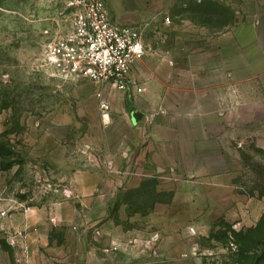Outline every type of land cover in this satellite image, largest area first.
<instances>
[{
	"label": "rangeland",
	"instance_id": "374dc122",
	"mask_svg": "<svg viewBox=\"0 0 264 264\" xmlns=\"http://www.w3.org/2000/svg\"><path fill=\"white\" fill-rule=\"evenodd\" d=\"M103 1L142 34L136 98L160 78V112L217 114V136L175 173L111 163L105 87L44 64L73 30L63 0H0V264H264V0ZM186 81L204 96L170 98Z\"/></svg>",
	"mask_w": 264,
	"mask_h": 264
},
{
	"label": "built area",
	"instance_id": "2783aa9c",
	"mask_svg": "<svg viewBox=\"0 0 264 264\" xmlns=\"http://www.w3.org/2000/svg\"><path fill=\"white\" fill-rule=\"evenodd\" d=\"M73 17V30L48 45L44 64L50 77L63 83L90 82L111 85L124 93H143L132 79V71L146 51L142 34L133 27H120L112 20L103 0H63ZM104 121L111 105L97 94Z\"/></svg>",
	"mask_w": 264,
	"mask_h": 264
},
{
	"label": "crops",
	"instance_id": "0c3cea01",
	"mask_svg": "<svg viewBox=\"0 0 264 264\" xmlns=\"http://www.w3.org/2000/svg\"><path fill=\"white\" fill-rule=\"evenodd\" d=\"M186 84L189 86L179 91L181 92L179 95L169 91L170 98L188 99L191 95L194 97L198 94L204 96V90L193 88L190 82L186 81ZM156 86V93L151 91L152 84H149L147 88L150 91L146 95L136 98L137 92H134L133 89L130 94H127L118 90L111 91L109 85H104L103 96L111 105L110 114L111 120H113L112 126L106 127L105 132L116 131L117 133V152L114 153L116 160L115 162L111 160V163L155 164L158 166V171L162 164L166 169L170 168L171 172L175 173L179 165L182 166L190 159V154L186 151L187 148H196L198 145L207 147L208 143L214 142L213 139L217 135L212 134L211 128L220 122L217 114H212L208 118L207 114L200 113L199 121H196L195 112L181 110L183 114L177 105L172 104L160 112V78L157 80ZM97 104L100 109L99 99H97ZM187 105L194 108V104L190 102ZM121 120L125 124H131V131H135V134L129 138L124 136L119 126ZM140 123L143 124L138 126ZM127 140L129 142L126 145L128 150L125 151L124 143ZM133 156H135L134 160L129 159ZM217 156L219 157L220 154ZM211 170L216 172L213 167ZM216 173L219 175L218 177L222 175V172Z\"/></svg>",
	"mask_w": 264,
	"mask_h": 264
},
{
	"label": "trees",
	"instance_id": "16d2710c",
	"mask_svg": "<svg viewBox=\"0 0 264 264\" xmlns=\"http://www.w3.org/2000/svg\"><path fill=\"white\" fill-rule=\"evenodd\" d=\"M261 227H262V226H260V229L262 230L263 227H262V228H261Z\"/></svg>",
	"mask_w": 264,
	"mask_h": 264
},
{
	"label": "water",
	"instance_id": "95a60500",
	"mask_svg": "<svg viewBox=\"0 0 264 264\" xmlns=\"http://www.w3.org/2000/svg\"><path fill=\"white\" fill-rule=\"evenodd\" d=\"M77 206H80V203H78V205Z\"/></svg>",
	"mask_w": 264,
	"mask_h": 264
}]
</instances>
